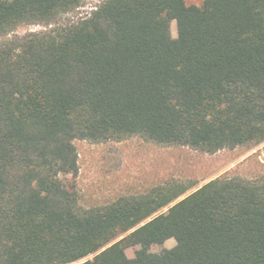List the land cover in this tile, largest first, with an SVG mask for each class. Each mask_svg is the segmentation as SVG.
I'll return each instance as SVG.
<instances>
[{
    "label": "trees",
    "instance_id": "trees-1",
    "mask_svg": "<svg viewBox=\"0 0 264 264\" xmlns=\"http://www.w3.org/2000/svg\"><path fill=\"white\" fill-rule=\"evenodd\" d=\"M85 1L0 0V264H264V177L212 178L156 215L188 188L84 208L62 179L76 139L263 143L264 0H102L66 20Z\"/></svg>",
    "mask_w": 264,
    "mask_h": 264
},
{
    "label": "rangeland",
    "instance_id": "rangeland-1",
    "mask_svg": "<svg viewBox=\"0 0 264 264\" xmlns=\"http://www.w3.org/2000/svg\"><path fill=\"white\" fill-rule=\"evenodd\" d=\"M102 0H86L78 10L67 15L66 20L77 19L90 12ZM186 4L200 5L202 0H185ZM46 29L41 24L24 25L18 33ZM176 36V22L171 23ZM78 172L62 179L73 184L79 204L92 208L108 204L119 196L141 194L156 185H181L188 188L174 202L162 207L156 214L168 210L206 181L224 174L240 176L247 180L264 177V142L252 146H237L208 153L188 146L158 144L139 136L121 140L92 143L76 139ZM174 239L165 242L170 248ZM133 249L128 250L132 256ZM90 255L87 258H91Z\"/></svg>",
    "mask_w": 264,
    "mask_h": 264
}]
</instances>
